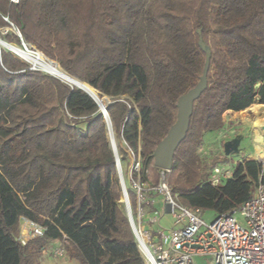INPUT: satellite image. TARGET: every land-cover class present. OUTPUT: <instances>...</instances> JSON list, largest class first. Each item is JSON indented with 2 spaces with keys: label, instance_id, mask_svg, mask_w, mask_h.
<instances>
[{
  "label": "trees",
  "instance_id": "1",
  "mask_svg": "<svg viewBox=\"0 0 264 264\" xmlns=\"http://www.w3.org/2000/svg\"><path fill=\"white\" fill-rule=\"evenodd\" d=\"M18 34L102 103L110 97L108 117L124 143H116L120 163L129 150L141 183H149L147 196L162 171L179 203L232 213L264 183L262 163L249 158L212 184L221 154L199 152L226 111L264 104V0H0V38L20 45ZM199 36L210 49L207 88L163 171L153 151L176 121L177 99L202 73ZM128 172L133 208L136 172ZM121 199L106 122L92 97L0 48V264H37L52 242L78 264H142ZM23 219L44 229L24 244Z\"/></svg>",
  "mask_w": 264,
  "mask_h": 264
},
{
  "label": "built area",
  "instance_id": "2",
  "mask_svg": "<svg viewBox=\"0 0 264 264\" xmlns=\"http://www.w3.org/2000/svg\"><path fill=\"white\" fill-rule=\"evenodd\" d=\"M18 1L10 0L12 3ZM131 170L136 172V178L130 182L135 192L133 208L128 193L127 197L142 264H195V256L199 254L210 255L209 264H264V183L259 182L253 196L237 210L217 214L207 222L203 219L204 210L189 208L171 195L161 171L160 182L151 189L163 198L171 217V226L165 228L156 225L159 217L152 211L154 198L145 193L149 183H141L139 163L136 162ZM228 176L227 171L216 166L212 169L210 181L218 184ZM148 209L150 211L147 212ZM238 212L242 222L236 217ZM145 224L148 229L144 228ZM21 225L26 232L19 236L22 244L29 237L42 235L44 230L40 225L25 219ZM64 253L61 246L52 251L54 256Z\"/></svg>",
  "mask_w": 264,
  "mask_h": 264
},
{
  "label": "water",
  "instance_id": "3",
  "mask_svg": "<svg viewBox=\"0 0 264 264\" xmlns=\"http://www.w3.org/2000/svg\"><path fill=\"white\" fill-rule=\"evenodd\" d=\"M7 28H4L2 30V33H5ZM199 33V31H198ZM19 35V34H18ZM20 37V35H19ZM1 40V38H0ZM21 40V46L23 49L28 50V46L31 47L29 51L40 53L47 61L53 64H57L53 60L47 58L42 52L38 51L35 49L31 44H26L20 37ZM3 44L5 45H10L11 43L6 42L5 40H2ZM198 44L200 48L204 51L205 53V62L204 66L202 69V73L199 77L198 82L196 85L183 93L182 95L179 96L176 102V107H177V114H176V121L174 124L170 126L168 129L166 135L158 142L156 147L154 148L152 159H153V164L157 168H160L163 171H168L172 167V162H173V156L174 152L181 143V141L185 138L188 127H189V120L190 116L192 114L193 110V105L194 102L200 97L202 92L207 88V73L209 69V64H210V49L205 46V43L202 41L201 36H199ZM7 50V49H6ZM9 51V50H8ZM31 69H35V66L32 65L30 67ZM44 71V70H43ZM64 71V70H63ZM65 72V71H64ZM66 73V72H65ZM58 76L59 78H62L63 80L67 81L70 80L68 77H64L62 75H55ZM72 78V77H71ZM69 83L74 84L75 86L83 89L88 95L92 97L90 92L88 91L86 87V83L80 82L79 80L73 78V80H70ZM92 99L96 102L98 105V111L102 114L103 118L105 119L106 122V127H107V135L109 139V145L112 150L114 159H115V166H116V173L118 176L119 184L121 187V192H122V200L124 204V209L126 216L128 218L129 224L131 226L132 232L134 230V223L131 217L130 213V205L127 197V190H126V185L124 183L123 175H122V168L120 164V159L116 150V143L114 141V138L112 137L113 131H112V126H111V121L108 117L107 113V105L111 103L110 97L109 96H102V100H104L103 104H99L93 97ZM240 143V138L235 137L232 140H227L223 143V154L228 156L232 152H238V145Z\"/></svg>",
  "mask_w": 264,
  "mask_h": 264
},
{
  "label": "rangeland",
  "instance_id": "4",
  "mask_svg": "<svg viewBox=\"0 0 264 264\" xmlns=\"http://www.w3.org/2000/svg\"><path fill=\"white\" fill-rule=\"evenodd\" d=\"M11 44H14V43H11ZM16 45L19 46V47H22L21 45H18V44H16ZM30 48L31 47L28 46V50H30ZM43 58L45 59V57H43ZM54 62H56V61H54ZM56 63L58 64V62H56ZM26 64H28V63H26ZM28 65L30 67L32 66L31 64H28ZM58 66H59V64H58ZM59 68H60V66H59ZM35 69L41 70V68L39 66H35ZM60 69H62V68H60ZM45 73H47V72H45ZM50 75H53V74H50ZM257 105H258V107H257ZM257 120L258 121H261V122H264V104L253 103L249 107H247L246 109L242 110V112L239 113V115H237L234 119H232L231 124L233 126H228V128H231L232 129L233 133L232 132L230 133V130H228L227 133H222L221 139L223 138L222 140H226L228 138L231 139L232 137L235 138V137H240V136H244V137H247V138L249 137L250 138V136L252 135V133H254V131H253V128L250 129L249 126H252L253 125V122H255ZM79 128L82 129V130H84L85 129V124L84 123H81L79 125ZM112 131H113V129H112ZM113 135H114V138H115V142L118 143L120 146H123L124 147V143L121 140L120 135L119 134L116 135L114 133V131H113ZM209 146H210L209 144L208 145L207 144H202V147L199 149V152L203 156H207V157H210V156H212L215 153L221 154V156H222V154H223V144H222V141L219 143V145H217V148H216V144H212V147H209ZM241 146L244 147V151L242 152L244 155H246V154L252 155V154L255 153V149H254L253 145L250 144V142L248 141V139L242 140ZM203 148H204L205 151L203 150ZM205 152H207V153H205ZM240 154L239 155H236V154L233 155V159H235L237 156H240ZM221 156L219 157L216 165H214L213 167L218 166L223 171H229L230 166L232 164H230L229 162H225L224 163L222 161L223 158ZM120 164H121V168H122V175H123L124 183L126 185L127 184V177H124L123 171L125 169V173H128L129 174V172H128L129 168H131V167L134 168V166H135V164L133 163L132 156H131V153H130L129 150L126 151V156H125L124 162L123 163H120ZM139 169H140V165H139ZM128 174H126V175L128 176ZM228 175H229V173H228ZM160 179H161V174H160ZM204 211L205 212H204V215H203V219H205V221H207V222H210L217 215V213L214 212V211H212V210H204ZM236 217H237V219L240 222H242V216L240 215L239 212L236 213ZM25 233H26L25 232V228H21V230L19 231V236L20 235H23ZM50 246H52V248H49ZM50 246H48L36 258V263L37 264H73V263H69L70 260L67 259L66 254H62L61 256H59V255L58 256H54L52 254V251L54 250V248H56V246H60V243L59 242L58 243L57 242H52ZM210 259H211V256L208 255V254H199V255H196L195 256V264H209L210 263Z\"/></svg>",
  "mask_w": 264,
  "mask_h": 264
},
{
  "label": "crops",
  "instance_id": "5",
  "mask_svg": "<svg viewBox=\"0 0 264 264\" xmlns=\"http://www.w3.org/2000/svg\"><path fill=\"white\" fill-rule=\"evenodd\" d=\"M241 112L242 111H231V110L226 111L224 113V115H223L224 123H223L222 128L219 129V130H216V131H211V132L206 133L205 136H204L203 144H207V145L209 144L210 145L209 147H212V144H216V148H217V145H219V143L221 141H222V144H223L227 140H232L234 137H232L231 139L228 138L226 140H222L223 138L221 139V135H222V133H227L228 130H230V133L231 132L233 133L232 129L228 128V126H233L231 124L232 119H234ZM254 123L255 122H253L252 126H249L250 129L253 128V131H254V133H252L250 138L249 137L247 138V137H244V136H240L239 137L240 138V143L238 145V152H232L230 155L227 156V159H228L227 162L232 164L230 166L229 171H227V173H229V176H231V174L233 172L234 163L235 162H239V161H241L243 159H249V158L255 159L256 161L262 163L263 168H264V122H260V124L258 126H256ZM244 139H248L250 144L253 145V147L255 149V153L254 154H252V155H249V154L244 155L242 153L244 151V147L241 146V142ZM203 150H204V148H203ZM205 153H207V152H205ZM235 154L236 155L240 154V156H237L235 159H233V155H235ZM150 197L154 198V202H155L152 211H154L159 217L158 218V223L156 225L157 226L160 225V226L165 227V228L170 227L171 224H172V220H171V217L168 214L167 207L164 205L163 198L161 196L155 194V193L153 194V196H150ZM148 211H150V210L148 209L147 212ZM22 227L23 226L20 224V230H21ZM144 228L148 229V226L145 224ZM49 248H52V246H50ZM73 261L74 260H70L69 263L78 264L76 261H74V262Z\"/></svg>",
  "mask_w": 264,
  "mask_h": 264
},
{
  "label": "bare ground",
  "instance_id": "6",
  "mask_svg": "<svg viewBox=\"0 0 264 264\" xmlns=\"http://www.w3.org/2000/svg\"><path fill=\"white\" fill-rule=\"evenodd\" d=\"M3 39L0 40V48H4L12 52L15 56H17L19 59L22 61L34 65V66H39L41 70H44V72H47L49 74L53 75H62L64 77H68V79L73 80L68 74H66L62 69L59 68L58 64H53L50 63L49 61H46L43 56L40 53L32 52L27 49H23L22 47L17 46L16 44H10V45H5L2 42ZM68 80V82L70 81ZM86 87L92 97L99 103L103 104L100 99L98 98V95L96 91L92 87L86 84ZM258 107V105H257ZM261 121H255V125L258 126ZM263 125V124H262ZM259 132V131H258ZM257 133V132H256ZM114 138V135H112ZM115 141V138H114ZM116 143V142H115ZM262 157V156H261Z\"/></svg>",
  "mask_w": 264,
  "mask_h": 264
}]
</instances>
